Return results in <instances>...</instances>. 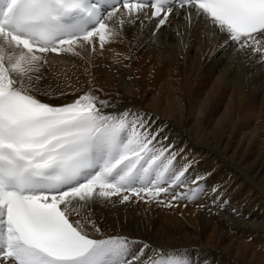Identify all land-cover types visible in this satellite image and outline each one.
<instances>
[{"label": "snow or ice", "instance_id": "obj_1", "mask_svg": "<svg viewBox=\"0 0 264 264\" xmlns=\"http://www.w3.org/2000/svg\"><path fill=\"white\" fill-rule=\"evenodd\" d=\"M193 9L221 47L264 56V0H0V264H200L187 249L104 235L91 207L194 203L219 191L212 173H190L195 161L146 112L95 87L71 102L39 87L48 54L83 59L77 49L94 55L143 19L157 31L181 14L191 25Z\"/></svg>", "mask_w": 264, "mask_h": 264}, {"label": "bare ground", "instance_id": "obj_2", "mask_svg": "<svg viewBox=\"0 0 264 264\" xmlns=\"http://www.w3.org/2000/svg\"><path fill=\"white\" fill-rule=\"evenodd\" d=\"M143 24L126 25L122 37L103 50L97 41L94 55L77 49L83 59L48 54L39 87H50L67 102L95 87L96 95L116 101L121 110L150 114L154 126L165 127L163 135L195 161L190 173L211 172L208 185L218 172L210 169L212 164L237 190L216 204L209 203L206 192L194 203L173 202L172 207L145 205L135 197L121 203L114 196L92 205L98 227L106 236L143 240L163 250L187 249L200 264H264V228L255 225L264 223L236 218L250 207L259 209L264 220V56L250 48L237 50L235 44L221 47L222 34H214L205 18L197 21L195 9L191 25L183 14L161 31L148 19ZM40 99L48 101L44 95ZM250 191L259 194L261 205L241 208ZM223 201L228 206L217 210ZM254 215L260 217L256 210Z\"/></svg>", "mask_w": 264, "mask_h": 264}, {"label": "rangeland", "instance_id": "obj_3", "mask_svg": "<svg viewBox=\"0 0 264 264\" xmlns=\"http://www.w3.org/2000/svg\"><path fill=\"white\" fill-rule=\"evenodd\" d=\"M168 42L165 41V45H167ZM239 61V60H238ZM245 67H247L245 64H244ZM183 71L185 70V67H183L182 69ZM229 72H231L232 70V66L228 68ZM234 72H237L238 74L239 71L237 70L236 66L234 67L233 69ZM232 71V72H233ZM237 120V118H236ZM244 147V145H242ZM232 152H230L231 154ZM213 165L210 164V169H215V171H218L214 176L213 178L209 181V184H208V187L209 189L212 188V186L214 185H218L219 186V191L217 193H213L212 191H207V195H208V199H209V203L212 205V201L211 198H214V199H220L222 197H225V198H228V197H233L232 196V193H234V191H236L237 189H234L233 187L231 186H228V182L227 181H224L222 178L219 177V172H220V169L217 168V167H212ZM238 195V194H237ZM235 195V196H237ZM259 194L255 193L254 191H250L248 193L245 194V197L244 200H243V203H242V206L241 208H244V207H247L249 206L250 204L252 205V207H256V206H260V200H259ZM145 205H147L146 202H144ZM235 204V206L238 204V202H232L230 203V205H233ZM228 206V205H227ZM226 206V207H227ZM223 207H219L217 210L221 211ZM240 208V209H241ZM246 210H249L248 212H246ZM257 211L258 214H260V217H255L254 215V211ZM242 214L237 216L236 218H241L242 220L244 221H258L260 224H263L264 223V220L261 219L263 213L262 212H259V209H251L250 207H247L246 209L240 211ZM258 216V215H256ZM256 226H259V227H263L262 225H259V224H255ZM252 233L253 236H257L258 234L257 233H253L252 231H250Z\"/></svg>", "mask_w": 264, "mask_h": 264}]
</instances>
